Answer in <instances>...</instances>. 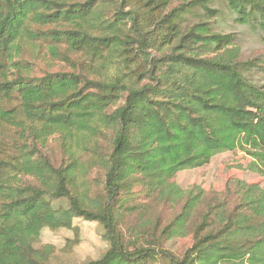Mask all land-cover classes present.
Masks as SVG:
<instances>
[{"label": "trees", "instance_id": "16d2710c", "mask_svg": "<svg viewBox=\"0 0 264 264\" xmlns=\"http://www.w3.org/2000/svg\"><path fill=\"white\" fill-rule=\"evenodd\" d=\"M248 32L264 41V0H0V264H47L42 229L76 218L100 223L109 247L70 264H264L259 183L175 181L234 150L264 173V52L245 54ZM25 39L88 62L25 74ZM54 134L59 166L42 151ZM187 236L182 256L163 248Z\"/></svg>", "mask_w": 264, "mask_h": 264}, {"label": "rangeland", "instance_id": "374dc122", "mask_svg": "<svg viewBox=\"0 0 264 264\" xmlns=\"http://www.w3.org/2000/svg\"><path fill=\"white\" fill-rule=\"evenodd\" d=\"M179 1L174 3V6ZM110 10H115L113 6ZM197 20L190 16L184 26L191 25ZM37 27V24H33ZM241 45L246 55L250 56L264 52V41L256 35L246 33L241 36ZM61 56L54 55L49 48V43L41 40L25 39L20 41V55L17 57L23 62L29 63L24 73L28 75L41 76L47 71L79 72L83 63L88 62L87 56L82 53L68 51L66 45L60 46ZM84 65V64H83ZM117 66L113 65L110 72H116ZM12 74L16 70H12ZM15 135V131L9 132ZM60 134L50 136L47 146L42 149L52 162L59 166L68 160L65 154ZM74 149L77 148L73 143ZM80 152L82 150L79 147ZM252 157L244 151L234 150L216 154L211 160L197 168L180 171L175 181L187 189L193 185H199L206 191L219 192L224 190L230 178L243 180L247 183H259L264 188V173L251 169ZM26 180V177L23 178ZM94 173L88 176L94 178ZM56 204L67 205L66 199ZM162 218L169 221L175 214L171 208L162 209ZM103 226L95 221L82 218L74 219L72 228L52 229L44 227L35 245L40 249H50L51 255L47 264H70L84 262L100 258L108 249L109 242L103 237ZM192 244V237H175L164 243V249L182 256L184 251ZM159 263H164L161 258Z\"/></svg>", "mask_w": 264, "mask_h": 264}]
</instances>
